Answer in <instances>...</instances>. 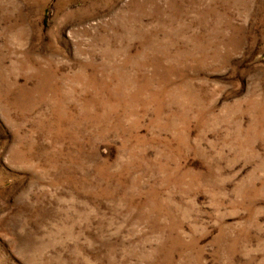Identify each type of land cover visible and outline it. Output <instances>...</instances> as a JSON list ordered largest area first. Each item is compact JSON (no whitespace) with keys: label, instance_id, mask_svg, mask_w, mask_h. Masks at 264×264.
Returning <instances> with one entry per match:
<instances>
[{"label":"rangeland","instance_id":"1","mask_svg":"<svg viewBox=\"0 0 264 264\" xmlns=\"http://www.w3.org/2000/svg\"><path fill=\"white\" fill-rule=\"evenodd\" d=\"M0 264H264V0H0Z\"/></svg>","mask_w":264,"mask_h":264}]
</instances>
